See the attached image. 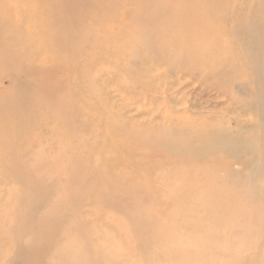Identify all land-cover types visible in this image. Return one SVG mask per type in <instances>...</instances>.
Here are the masks:
<instances>
[{
	"label": "rangeland",
	"instance_id": "obj_1",
	"mask_svg": "<svg viewBox=\"0 0 264 264\" xmlns=\"http://www.w3.org/2000/svg\"><path fill=\"white\" fill-rule=\"evenodd\" d=\"M39 1L41 0H0V103L12 89L18 88V86L12 85L13 73L4 66L5 47L8 51L10 49V46H6V28L11 27L9 25L11 22L18 23L22 15L20 10L23 7L24 9L33 8ZM101 1L98 0L97 3L100 5H95V7L91 4L92 0H87L84 7L80 6L83 24L87 26L85 30H90L91 27L88 26L90 24L93 26V22L99 21L96 23L94 35L91 38H103L101 44L97 42L91 47H87V44L81 47L83 48L81 55L85 59L84 63H90L88 79L97 85V96L103 102L105 97L109 118L114 121L112 123H117L116 128L109 127L107 130L112 133L113 139L117 140L119 134L131 131L139 132L142 139L140 145L129 143L127 139L124 146L130 151L123 154L121 150L123 145L116 147L107 145L104 131L101 127H97L91 136H96V140L90 144L89 148L93 154L87 162L89 166H100L99 170L92 171V174L96 177L101 175L104 182L107 177H110L109 179L112 181H116V178H125L121 179L123 183L118 191L124 196H135V191L139 186L135 187L138 182L136 183L134 179L136 181L139 179L143 183L140 187L142 191L152 193L156 190L154 178L160 172H165L166 175L169 173L171 177L167 179L170 180L168 183L176 187L173 179L183 174L178 161L180 157L168 151L164 144L156 146V137H159V133H154V131L161 122L163 110L174 108L177 112L190 116L205 115L208 120L213 113L220 118L227 119L228 115L234 112L226 110V100L217 95L220 91L215 87L210 86L207 90L202 89L201 84H212V78L201 80L199 77L194 80L191 75L185 76L182 70L186 65L182 60H179L175 65L161 60L157 63L153 76L167 81L165 85L163 82L158 83L159 92L155 90L151 92V90L142 87L133 88L131 83L135 79L148 80L151 59L148 61L144 54L151 55L150 46L142 44L138 37H130V43L124 45L125 49L118 51L115 56L108 52L105 44L111 41V37L123 36L125 26H128L130 21L126 10L134 6V1L121 0L110 18L109 15L112 14L114 4L108 11L103 7ZM225 1L215 0L207 8H199L198 12L207 15L208 19L201 23L189 24V30L182 20L183 11L181 7H178V10L182 11V16L176 28L182 30L183 34L181 35L184 38L192 37L195 46L199 45L197 43L199 40L207 45L215 43L228 47L233 43L232 46H238L234 41L229 42L228 37L224 35L229 32L230 28L229 25L223 23V16L230 13L228 16L234 18L235 15L246 12L244 9L247 6L251 7V2L236 0L239 2L232 3L231 0H227L228 6H219L220 2ZM227 7L234 8L235 12H225ZM168 10L169 3L165 0L153 12L166 15ZM187 10L189 9L187 8ZM104 11L106 12L102 14ZM32 12L37 14L36 9ZM255 14L256 12L253 15ZM87 18L91 20L89 25H87ZM217 18L218 20L215 21ZM165 21L167 18L162 21L163 29L168 27L164 24ZM176 22L179 21H174V23ZM23 24L25 25L24 22ZM150 27H152L151 23ZM155 29L158 30V27ZM219 34L223 35L222 42H220L221 35L219 36ZM121 41H124L123 37ZM262 42L264 43V40ZM20 44L23 48L22 42ZM125 51L128 53L125 54ZM132 51L133 55L130 54ZM123 57L124 59L119 61ZM114 58L117 62L116 67L110 65L111 62H115ZM16 60L17 57L14 62L18 65V69L20 66L30 65L29 70L34 71L33 64L37 62L35 49L23 51L21 65ZM99 66L104 71L99 70ZM166 67L171 70L165 69ZM130 69L133 72L125 75V70ZM234 77H238L236 90L248 85L247 74L241 76L237 73L234 74ZM25 79L27 77L24 73L20 74L19 80L25 81ZM151 84L157 83L152 81ZM74 90L76 91L75 100L78 101L83 88L76 85ZM175 101L177 102L175 103ZM154 102L157 104L152 105ZM87 105L91 109L89 118L100 121L103 108L94 107L90 102ZM2 113L3 111L0 110V121ZM91 123L89 121V124ZM184 126H187L186 123H182V128ZM146 129H150V131ZM187 130L188 128H185L183 132L188 134ZM198 146H200V141ZM101 147L102 149H100ZM196 149L199 150V148ZM196 149H187L182 153L178 151L184 158L186 157V168H193L195 172L194 174L191 171L185 179L177 182L183 191H189V196L179 199L175 188L173 189L175 195L167 198L158 196L156 200H153L160 201L158 208L159 210L163 209L162 211H155V208L149 211V208L152 207L151 200L144 205L145 214L158 217L155 222L160 225L159 229L152 230V227L139 229V225L134 226L128 220V215L122 219L123 214H131V211L127 209L111 211L109 208L98 205L93 195L87 199L89 203H85L84 197H76L74 205L75 207L79 206L78 217L82 224L90 223L87 226L96 234L94 241L88 242L84 236H78L76 230L73 229L76 219L71 215V207L59 202L60 196L56 195L58 181L64 182V178L55 179L54 168H49L42 176L39 170L35 171V152L26 151L24 154L17 153L15 156L5 153L4 151H8L6 138L0 127V238H2L0 239V262L18 264L22 245L29 241L34 243L32 255L37 258L38 264H41V260H50L57 264L58 258L47 256V254L52 249L60 250L59 253H70L72 249H67L72 243L68 242L70 238L78 239L80 243L90 244V246L96 245L94 242H97V245H103L93 255L94 262L92 264H264V182L254 183L255 176L251 183L246 182L244 174L251 173L250 168L241 170L239 163L233 165L232 170L218 169L209 172L219 175L229 173L232 178L229 182L220 179L219 176L209 174L204 176L200 172L196 173L195 170L204 168L206 162L223 165L228 158L233 157L218 152L208 155L207 158H199L197 152L192 155L187 154ZM19 160L24 162L21 168L12 163L19 162ZM19 172L24 174L21 175ZM254 174L257 175L258 172H254ZM45 176H47L46 184H44V180H40ZM236 177H240V179L237 180ZM37 180L39 186L36 188ZM99 183L102 182L99 181L96 184L93 181L89 182L87 191L94 185L92 189L101 188ZM82 184L83 179H79L70 183L69 187L77 188V185ZM249 187H252L255 196L245 197V193L250 191ZM160 189L162 191L172 190L170 186L162 185V183ZM171 204L173 207L184 209V211L178 214L179 211L176 210L178 216H174V218H161L164 216L162 213L166 215L168 212L166 205L170 206ZM250 208L252 211L248 210ZM112 220L117 224L121 223L124 229L115 233L112 224L107 222ZM65 237L66 240H64ZM134 237H136V241L132 240ZM163 239L165 241H162ZM55 240H58L56 244H54ZM149 240L150 242H148ZM160 249L162 250L160 251ZM147 250H149L150 259L145 257L148 255ZM153 252L155 253L154 257L151 256ZM163 254L167 255V258ZM24 259L25 257H22L20 260L22 264H24Z\"/></svg>",
	"mask_w": 264,
	"mask_h": 264
},
{
	"label": "bare ground",
	"instance_id": "obj_2",
	"mask_svg": "<svg viewBox=\"0 0 264 264\" xmlns=\"http://www.w3.org/2000/svg\"><path fill=\"white\" fill-rule=\"evenodd\" d=\"M86 1L41 0L33 8L24 9L23 7L20 10L22 15L18 23L11 22L9 24L11 27L6 28V46H10V49L8 51L5 47L6 54L4 56V66L13 73L12 85H16L18 88L12 89L0 103V110L3 111L0 127L6 138L8 150L4 152L10 156H15L17 153L24 154L26 151L35 152V171L39 170L42 176L49 168H54L55 179L64 178V182L58 181L56 195L60 196L59 202L71 207L73 213L71 215L76 219L73 229L76 230L77 235L84 236L88 242L94 241L96 237L94 231L87 226L90 223L82 224L77 212L79 206L75 207L74 205L76 197H84L85 203H89L87 199L91 197L90 195L95 197L94 200L98 205L109 208L111 211H122V209L131 211V214H123L122 219L128 215V220L134 226L139 225V229L149 227H152V230L159 229L160 225L155 222L158 217L145 214L144 205L151 200L152 207L149 208V211L154 210V208L155 211L159 210L160 201L153 200H156L158 196L167 198L175 195L173 193L175 188L179 199L189 196V191H183L177 183L193 171V168H186V157L184 158L181 154L187 149L199 148V150H191L187 153L192 155L197 152L199 158H207L208 155H214L216 152L233 156L228 158L223 165L206 162L204 168L195 170L196 173L200 172L204 176L207 174L219 176L220 179L229 182L232 180L229 173L219 175L209 172L218 169L232 170L233 165L239 163L241 170L250 168L251 173L244 174L246 182L251 183L254 176V183L264 182V43L262 42L264 40V0H249L251 7H245L244 11L246 10V12L235 15L234 18L228 16L230 13L223 16V23L229 25L230 28L229 32L224 35L228 37L229 42L234 41L238 44V46H232V43L228 47L215 43L207 45L200 40L197 42L199 45L195 46L192 37L184 38L181 35L183 34L182 30L176 28L181 21L182 11L184 14L182 20L185 22L182 23L188 30L189 24L201 23L208 19L207 15L198 12V10L199 8H207L215 0H167L169 10L166 15L153 12L165 0H133L134 6L126 10L130 21L124 29L122 36L124 41H121L122 37L114 36L110 38L109 43L105 44V47L108 52L116 56L118 51L125 49L124 45L130 43V37H138L142 44L147 45V47L150 46L151 55L144 54L148 61L151 59L148 80L135 79L131 83L133 88L142 87L151 90V92L153 90L159 92L158 83L163 82L165 85L167 81L153 76L157 63L161 60L175 65L179 60H182L186 65L184 70L181 69L185 76L191 75L194 80L199 77L201 80L212 78V84H201L202 89L207 90L210 86L215 87L221 92H218L217 95L226 100V110L234 112L228 115L227 119L220 118L213 113L208 120L205 115L190 116L177 112L174 108L163 110L161 122L154 131V133H159V137H156V146L164 144L168 151L180 157L178 161L183 174L173 179L176 187L168 183L170 180L167 179L171 177L169 173L167 175L165 172L156 174L157 177L154 178L156 190L152 193L142 191L140 187L143 183L139 179L137 181L134 179L136 183L138 182L135 187H139L133 197L131 195L124 196L118 192L123 183L121 179L125 178H116V181H112L109 179L110 177H107V182H104L101 175L96 177L92 174V171H98L100 166H89L87 162L93 154L89 148L90 144L96 140V136H91L97 127H101L104 131L107 145H114L115 147L123 145L121 147L123 154L130 151L124 146L127 139L129 143L140 145L142 136L139 132L131 131L119 134L118 139L114 140L112 133L107 131L109 127L116 128L117 123H112L114 121L109 118L105 97L103 102L97 96V85L88 79L90 63L85 64V59L81 55L82 45L87 44V47H91L97 42L99 44L103 42V38H91L94 35L96 23L99 21L93 22L94 25L91 26V20L87 18V25L90 24L88 27L91 29L85 30L87 26L83 24L80 6L84 7ZM97 1L92 0L91 4L94 7L100 5ZM226 1L220 2L219 6H228ZM231 2L235 3L236 0H231ZM120 3L121 0L101 1L103 7L108 11L114 4L109 18L112 17ZM213 6L217 7L216 5ZM178 7H181L182 11L178 10ZM35 9L37 14L32 12ZM225 12H235V10L232 7H227ZM239 12L241 11L239 10ZM255 12L256 14L253 15ZM165 18L167 21L164 24L168 27L163 29L162 21ZM217 20L218 18L215 21ZM174 21L179 22L174 23ZM150 23L152 27H150ZM156 27L158 30L155 29ZM174 27L175 29H173ZM220 35V42H222L223 35ZM20 42H22L23 48H21ZM29 49L36 51L37 62L33 64L35 70L30 71V65L20 66L18 69L14 60L17 57L16 62L19 61L21 65L24 60V57L22 60V53ZM124 53L127 54L128 51ZM130 54L133 55V51ZM38 57L40 58L38 59ZM123 59L124 57L119 61ZM116 64V61L110 63L113 67H116ZM98 69L104 71L100 66ZM165 69L171 70L169 67ZM25 70L29 71L26 72ZM132 72V69L125 70V75ZM22 73L27 77L25 81L19 80ZM237 73L241 76L243 74L248 75V85L242 86L240 90H236L238 77H234V74ZM152 81H156L157 84H151ZM76 85L83 88L78 101L75 100L76 91L74 87ZM88 102L92 103L94 107L103 108L100 121L89 118L91 109L87 105ZM154 104L157 103H152V105ZM89 121L92 123L89 124ZM182 123H186L187 126L182 128ZM185 128H188V134L183 132ZM146 130L150 131V129ZM199 141L200 146H198ZM12 163L14 166H20V168L24 165V162H20V160ZM252 170L258 174H254ZM46 179L47 176L40 180H44V184H46ZM79 179H83L82 185H77V188L69 187L70 183ZM236 179L239 180L240 177H236ZM91 181L95 184L101 181L102 183H99L101 188L92 189L94 185L92 190L87 191V184ZM161 183L170 186L172 190L162 191L160 189ZM37 186H39V181L36 188ZM249 190V193H245V197L255 196L252 187H249ZM50 207L52 208V206ZM179 208L173 207L172 204L166 205L168 212L166 215L162 213L164 216L161 218L178 216L184 211V209ZM162 210L160 209L159 212ZM176 210L179 211L177 215ZM248 210L252 211V208ZM187 211L189 210L187 209ZM172 213L173 215H171ZM135 214L139 217L134 216ZM107 222L112 224L115 233L124 229L121 223L117 224L113 220ZM132 240L136 241V237ZM57 241L55 240L54 244ZM68 242H72L71 246L67 248L72 249L70 253H59L60 250L52 249L47 256L57 257L59 260L57 264H92L94 262L93 255L101 246V244L97 245V242H94L96 245L90 246V244L80 243L78 239L70 238ZM22 247L24 249H21L18 264H22L20 261L22 257H25L24 264H38L37 258L32 255L34 243L26 241ZM147 253L148 255L145 257L150 259L149 250ZM151 256L154 257L155 253L153 252ZM164 256L167 258V255ZM41 264L56 263H52L50 260H41Z\"/></svg>",
	"mask_w": 264,
	"mask_h": 264
}]
</instances>
